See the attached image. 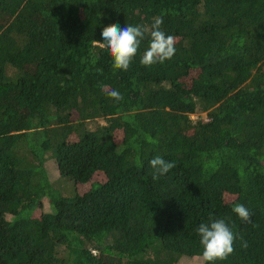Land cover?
Here are the masks:
<instances>
[{
	"label": "trees",
	"instance_id": "obj_1",
	"mask_svg": "<svg viewBox=\"0 0 264 264\" xmlns=\"http://www.w3.org/2000/svg\"><path fill=\"white\" fill-rule=\"evenodd\" d=\"M156 17L175 55L115 69L103 28ZM210 216L264 264V0H0V264H178Z\"/></svg>",
	"mask_w": 264,
	"mask_h": 264
},
{
	"label": "clouds",
	"instance_id": "obj_2",
	"mask_svg": "<svg viewBox=\"0 0 264 264\" xmlns=\"http://www.w3.org/2000/svg\"><path fill=\"white\" fill-rule=\"evenodd\" d=\"M163 23L162 17H156L150 27L126 25L121 28L118 23L105 26L101 32L104 42L102 46L107 48L113 61V67L127 71L146 36L149 39V44L141 56V65L151 67L170 60L176 52V41L172 35H167L162 30ZM106 94L117 102L124 98L116 89L107 91ZM149 164L154 169L153 180H158L175 167L174 161H167L161 156H155L149 161ZM232 211L239 216L241 221L251 222L252 213L245 205L235 203ZM196 231L203 247L202 257L207 264L226 260L234 252V244L238 237L225 219H212L210 216L209 222L201 223ZM239 239L243 241L242 237ZM242 246L246 247V242H242Z\"/></svg>",
	"mask_w": 264,
	"mask_h": 264
},
{
	"label": "rangeland",
	"instance_id": "obj_3",
	"mask_svg": "<svg viewBox=\"0 0 264 264\" xmlns=\"http://www.w3.org/2000/svg\"><path fill=\"white\" fill-rule=\"evenodd\" d=\"M197 116H198V113L193 114V117H197ZM120 131H121V129L116 130V134L118 133L116 136L117 138H119L121 136ZM49 167H50V169H49L50 170V178H51L52 182L54 183V185L56 186V188H58V191L62 192L64 194L70 193L72 191L71 182L65 181L64 178L60 177V173L58 172L57 168L55 167L54 160L50 161ZM100 172H103V171L99 170L92 181H89L86 183H78V185H77L78 190L80 192H84L88 188H90L93 181L104 180L105 177L103 174H100ZM44 208L45 209L50 208V204H49L47 199L44 200ZM203 262H204V260H203L202 255H194V256L184 255L179 259L178 264H203Z\"/></svg>",
	"mask_w": 264,
	"mask_h": 264
}]
</instances>
